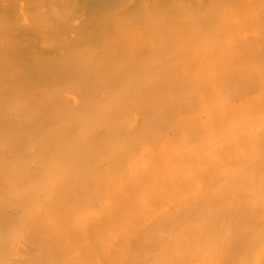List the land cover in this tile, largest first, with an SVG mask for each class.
Returning a JSON list of instances; mask_svg holds the SVG:
<instances>
[{
  "label": "bare ground",
  "instance_id": "1",
  "mask_svg": "<svg viewBox=\"0 0 264 264\" xmlns=\"http://www.w3.org/2000/svg\"><path fill=\"white\" fill-rule=\"evenodd\" d=\"M0 264H264V0H0Z\"/></svg>",
  "mask_w": 264,
  "mask_h": 264
}]
</instances>
